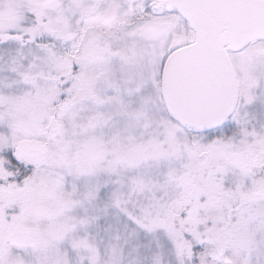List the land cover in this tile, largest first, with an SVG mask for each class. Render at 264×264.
<instances>
[{"label": "snow or ice", "instance_id": "obj_1", "mask_svg": "<svg viewBox=\"0 0 264 264\" xmlns=\"http://www.w3.org/2000/svg\"><path fill=\"white\" fill-rule=\"evenodd\" d=\"M0 264H264V0H0Z\"/></svg>", "mask_w": 264, "mask_h": 264}]
</instances>
